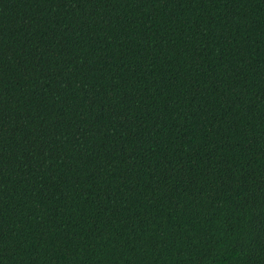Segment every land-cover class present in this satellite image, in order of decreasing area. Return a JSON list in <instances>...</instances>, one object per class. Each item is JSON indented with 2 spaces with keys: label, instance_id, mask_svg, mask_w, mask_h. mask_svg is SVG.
<instances>
[{
  "label": "trees",
  "instance_id": "trees-1",
  "mask_svg": "<svg viewBox=\"0 0 264 264\" xmlns=\"http://www.w3.org/2000/svg\"><path fill=\"white\" fill-rule=\"evenodd\" d=\"M0 264H264V0H0Z\"/></svg>",
  "mask_w": 264,
  "mask_h": 264
}]
</instances>
